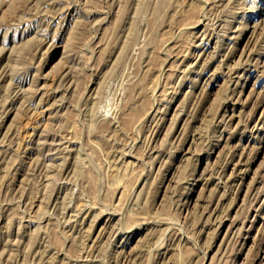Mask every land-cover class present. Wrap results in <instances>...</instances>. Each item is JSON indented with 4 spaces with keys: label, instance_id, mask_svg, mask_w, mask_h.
<instances>
[{
    "label": "rangeland",
    "instance_id": "obj_1",
    "mask_svg": "<svg viewBox=\"0 0 264 264\" xmlns=\"http://www.w3.org/2000/svg\"><path fill=\"white\" fill-rule=\"evenodd\" d=\"M0 264H264V0H0Z\"/></svg>",
    "mask_w": 264,
    "mask_h": 264
}]
</instances>
